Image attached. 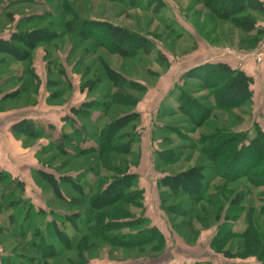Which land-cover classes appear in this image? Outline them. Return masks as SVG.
Returning <instances> with one entry per match:
<instances>
[{
    "label": "rangeland",
    "instance_id": "rangeland-1",
    "mask_svg": "<svg viewBox=\"0 0 264 264\" xmlns=\"http://www.w3.org/2000/svg\"><path fill=\"white\" fill-rule=\"evenodd\" d=\"M12 1H25L15 4L19 5L17 7L11 5L22 14L17 23L20 29L48 25L60 33L54 39L56 46L45 44L49 48L47 57L53 61V73L48 74L47 88L59 91L54 95L60 97L50 101L57 106L45 109L50 113H41V116L35 113V124L49 133L35 155L34 163L40 169L53 172L55 176L74 175L72 177L84 190H97L101 183L107 181L109 174H105L104 169L97 168V175L82 171L92 154L73 158L58 152L59 126L56 125L59 124L54 122L55 128L47 127L48 120L59 121L58 114L69 115L71 106L95 97L96 107H93L90 119L79 117L72 125L63 124V131L71 136L74 135L72 128L81 129L84 133L80 139L73 137L74 143L65 146L67 151H78L79 147L95 144L94 135L108 121L128 113L129 118H134L132 112L137 111L136 119H130L126 126L118 128L116 135H126L115 141L120 146L128 138L132 139L126 158L130 171L136 174L134 186L138 187L140 182V185L150 188L162 175L202 164L205 168V193L202 200L192 205L186 197H171L167 189L158 187L161 191L159 198L152 203L148 197L144 208L120 202L136 215L143 211L148 225H155L164 235V243L153 239L140 247H126L122 246V237L114 236V245H108L101 238H93L86 243L88 246L81 241L79 234L84 228L88 229V207L80 202V198H75V190L69 189L67 183L60 184L64 178L58 181L62 198L35 171H21L16 178L26 182L8 176L0 181V264H264V184L252 185L245 177L225 181L215 172L214 163L201 153L199 144L202 134L241 131L250 138L256 133L255 126L264 131V90L254 104L219 110L211 98V89L205 86L206 80L194 76L199 71L196 67L209 57L212 49L209 45L235 43L233 38L237 33L238 37L239 32L235 33L232 23L218 16L203 0H0V10L2 4ZM74 13L80 18L109 22L135 32L143 36L144 47L126 57L100 46L95 38H81L74 28V31L67 30L63 25L67 21L71 26L79 27L73 20ZM42 14L48 15V20L44 15L40 16ZM247 35L243 33L244 39H248ZM99 57L131 82L123 86L110 83ZM23 65L16 62L11 69L21 71ZM58 65L62 72H59ZM36 67L41 71L39 65ZM120 80L115 77V82ZM138 83L144 86L143 90H138ZM35 84L31 85L28 96L22 98V106L33 100L30 93ZM15 85L22 88V80L10 81L8 86ZM254 85L264 89V77H256ZM82 92H85L84 97ZM113 93L139 96V100L135 106H120L110 102ZM184 93L196 101L191 108L195 119L200 120L203 113L207 115L201 124L189 121L185 114L180 113L178 96ZM200 105H205L206 109L196 110ZM34 141L25 137L23 144L29 145ZM59 142L62 143L63 139ZM160 149L168 161H176L156 164L159 161H155V152ZM249 157L242 153L229 155L227 158L233 163L224 168L227 177L233 176V169L237 168L238 172L243 168ZM261 159L263 165L264 152ZM113 163L117 161L113 160ZM20 167L23 169V164ZM260 177L264 178L263 175ZM16 181H20L18 185ZM153 191L150 188L149 194ZM213 196L218 197L221 205L207 202ZM68 198L77 199V203L69 204L66 202ZM162 205H174L177 212L185 208L188 213L174 214L162 209ZM37 210L39 212L36 213ZM216 210L221 215L220 219L210 217L207 219L209 225L202 227L200 222L205 213ZM77 211L80 216H77ZM64 217L71 218L72 223ZM249 228V234H242ZM62 229V235L68 237L66 242L63 236L55 235ZM123 229L109 233L118 235ZM41 233L42 243L33 246L31 240H37ZM86 233L90 234L88 230ZM59 237L63 243H59ZM42 244L46 246L42 247Z\"/></svg>",
    "mask_w": 264,
    "mask_h": 264
},
{
    "label": "trees",
    "instance_id": "trees-1",
    "mask_svg": "<svg viewBox=\"0 0 264 264\" xmlns=\"http://www.w3.org/2000/svg\"><path fill=\"white\" fill-rule=\"evenodd\" d=\"M23 2L25 1L7 2L5 5L2 4L3 8L1 10L10 5L22 4ZM203 2H205L210 8L214 9L218 16L229 20L232 25L238 28L241 32H246V34L252 32V38L254 39L255 36L258 37L261 34L262 30L257 25V18L251 13L253 10L264 12V5L260 0H203ZM43 15L44 14L40 16ZM6 16L9 19H12L10 13L6 12ZM33 16L37 17V15ZM43 17L48 20V15H44ZM73 18L74 22H78L79 27H74V25L71 26L70 22L65 21L63 24L65 29H72L71 31H74L75 29L77 34H79L78 36L81 38H95V41L107 50L130 57V55H134L138 49L144 47L145 42L143 36L136 34L135 32L131 33L123 27L113 25L109 22L80 18L75 13L73 14ZM15 27L16 28L9 33L8 37H0V72L3 67H9L13 61H23L25 64L21 68V71L15 72L13 70L14 72L11 74L12 76L7 77L13 80L15 76L14 73H16L18 78H22V88L17 87L9 92H2V90H0V100L17 98L23 94L29 86H31L32 80L35 78L34 69L31 65L32 50L40 45L43 46L48 55L49 48L45 44L52 43L53 46H56L54 39L60 36V33L53 31L54 29L50 28L48 25L31 29H20L18 24ZM50 61L48 63H50ZM99 61L108 77V81L113 85L123 86L131 82L127 78L125 79L121 73L112 68L102 57H99ZM196 68L199 71L194 73V76H199L202 80H206L207 83L205 86L211 89V98L213 99L215 108L219 110H227L251 102L252 92L250 89V83L252 77L244 70L233 68L229 64L223 62H205L198 65ZM115 77H118L121 80L115 82ZM11 79L0 80V87ZM136 87H138V90H143L144 88V86L139 83ZM132 96L131 94L123 95L121 93L118 95L113 93L110 95V102L120 106H135L139 100V96ZM130 99H132V101H130ZM94 101L96 102L95 97H91L90 99L83 101L81 104L71 107V114L64 117L65 122L72 125L71 123L79 119V117L90 119L92 110L94 109L93 107H96ZM178 101L179 104L177 103V106L179 107L180 113L185 114L189 121H196L197 124H201L207 118L206 114L203 115L204 113L201 115L199 114L201 116L200 120L194 118V111L191 108H194L196 101L189 97L188 93L178 96ZM106 106L104 107L105 109L107 108ZM197 108L206 109L205 105L197 106L195 109L198 110ZM132 114L135 119L138 117L137 111H133ZM129 116L130 114L128 113L115 119L117 121H108L100 129L99 133H97L98 135H94L95 144L79 147L78 151H67L65 146L71 145L73 137L77 136L79 139L80 136L83 137L84 133L82 130L72 128L71 130L74 129V135L71 136L70 133L63 131L65 125H62L61 128L58 129L59 135L58 139H56V141H58L56 148L58 152L62 151L63 155L72 156L73 158H80L81 156L92 154V156L88 158V164L82 167V171L93 172L97 175L98 173L96 169L101 168L104 169L105 174H109L107 181L101 183L97 190L81 189V185H79L80 183L72 177L74 175L63 176L58 174L55 176L53 172H47L40 168L35 170L37 176H39L43 182L48 183L55 194L61 197L62 194L58 181L63 180L64 178L63 183L60 184L64 185L67 183V187L72 190L74 189L77 193L75 198H80V202L87 205L88 209L86 210V214L88 213L89 217H87L86 223H88V229L84 228L81 231L82 233L79 231L81 241L85 244L88 243L90 239L101 238V240L105 241L108 245H114L116 244L114 236L122 237V246L126 247H140L143 246L146 241H151L153 239L164 243V235L155 225H148V219L143 214V211L139 215H136L134 212L123 207L120 203H134L143 208V191L134 186L136 174L130 171V163L126 158V155L130 153L131 150L132 139L128 138L126 141H123L120 146L115 142L126 135V133H121L120 135L116 134L119 127L122 128L126 126L130 119H134L129 118ZM117 124H119L118 127H116ZM14 127L18 133L30 137L31 139L36 140L41 137L47 138L49 136V133L38 127V125L30 119H22L18 121ZM47 127L52 129L55 128V125L47 123ZM223 130L224 128H221V131ZM255 131V135L250 138H247V134L242 133L241 131L234 133L220 132L208 136L202 134L199 139L200 151L207 159L214 163L215 172L225 181L228 182L230 178L236 179L239 177H245L252 185H262L264 184V178L261 179L260 175L264 176V164L261 165L262 153L264 152V131L258 126H255ZM60 139H63L62 143L59 142ZM59 147H61V149H58ZM162 151L163 150L160 149L155 152L157 156L155 157V161H159L156 162V164H160V162L162 164L164 162V164H172L176 161L173 159L168 161L167 157L162 155ZM237 153H242L244 156L248 155V157L250 156L249 160L238 172L237 168L233 169L234 174L232 177H227L224 168L230 167L233 163V161L227 157ZM113 160L117 161V163H113ZM204 169V165L198 164L184 171L162 175L157 179V186L161 189H167L169 192L168 195L171 197H186L193 205L202 200V196L205 193ZM77 174H80V171L76 173V176ZM7 176L8 174L0 170V181ZM16 182L18 185L20 181ZM217 198L218 197L213 196V199L211 197L207 202L214 205L220 202ZM76 200L77 199L74 198H68L66 202L75 205L77 203ZM219 204L218 206L221 205ZM218 206L217 208L219 209ZM162 209H166L178 215L188 213L185 208L177 212L174 205H169L167 207L162 205ZM37 212H39V210H37L36 213ZM218 212V210L214 213L206 212L207 214L205 213V216L202 217V221L200 220L201 226H208L207 219L210 217L214 216L215 220H219L221 215ZM77 213V216H80L78 211ZM64 219L67 222L72 223L71 218L67 219L64 217ZM122 228H124V231L118 235H115V233H109L115 229L122 230ZM87 230L90 233H88L89 235H86ZM250 231V228L246 229L242 234H249ZM63 232V229L59 230L55 235L63 236ZM143 234L145 235L143 236L144 238L141 237ZM42 237L43 233L39 234L37 240H31V244L33 246L40 245L42 243ZM63 238H65V242L68 241V237L63 236ZM59 239V243H63L62 238L59 237ZM46 242L47 239L45 244ZM45 246L42 244V247ZM47 247H49V245Z\"/></svg>",
    "mask_w": 264,
    "mask_h": 264
},
{
    "label": "crops",
    "instance_id": "crops-1",
    "mask_svg": "<svg viewBox=\"0 0 264 264\" xmlns=\"http://www.w3.org/2000/svg\"><path fill=\"white\" fill-rule=\"evenodd\" d=\"M264 5V0H260ZM19 5H13V7H17ZM13 7L10 5L6 7V9H3L0 11V37H8L9 33L15 29V26L18 23V19L22 16V14H19L17 10H14ZM26 7V6H25ZM6 12L10 13V17L12 19H9L6 16ZM251 13L254 14L257 18V25L262 30L261 34L257 37L255 36V39L252 38L253 33H247L248 39H244L243 32H241L238 28L234 27L235 33L236 31L239 32V35L233 38L234 42L230 45H224V46H214L211 47L209 45V49L211 51L209 57L205 60V62H223L227 63L233 68H239L244 70L248 75L252 77L251 83H250V89L252 92L251 95V102L250 104L256 103L257 99L260 97V93L264 89H258L255 84V78L262 76L264 77V63L257 64L253 61L251 57V53L256 49V47L260 44V42L264 38V12H257L253 10ZM245 35V34H244ZM212 52V54H211ZM31 65L34 69V75L35 78L32 80L36 84L32 87L31 90H33L30 95L33 96V100L30 102H27L26 105H21L22 98H26L28 96L29 90L31 86H29L23 94H21L19 97L14 99H6V100H0V170L8 174L9 178H16L18 173H21V171H24L25 173L28 172H34L35 170L39 169L40 167L34 163L35 155L38 153L39 145L43 140L46 138H38L34 141V143H31L29 145L23 144V139H25V135L18 133L15 129V124L22 120V119H30L33 120L35 123V113L36 116L40 115L41 113L48 112L45 109L46 108H52L57 107L56 104L50 103V101H53V99H58L60 96L54 95L58 94L59 91H49L47 88V83L49 82L48 74L51 73V64L52 61L47 57V51L43 48V46H37L35 47L31 52ZM50 61V63H48ZM23 61H13L9 65L6 70H1L0 72V80L4 79H11L7 77H11L12 73L14 72L11 69V66L16 63ZM204 62V63H205ZM25 64V63H24ZM46 64V66H45ZM37 65L40 66L41 71L37 70ZM59 66V72H62L60 70ZM62 69V68H61ZM16 72V71H15ZM14 79L9 80L5 82L1 87L0 90L2 92H9L17 86L9 87L10 81H16L18 78V75L14 73ZM263 79V78H261ZM261 83H263V80H261ZM31 84V85H32ZM57 90V89H56ZM83 97L85 96V92H82ZM25 96V97H24ZM35 96V98H34ZM25 103V102H24ZM72 107V106H71ZM70 110V108H69ZM54 110H52L53 112ZM50 113V111L48 112ZM21 114V116H19ZM70 115V114H69ZM66 114H58L59 121H47V123H52L55 125L54 122H58L59 129L61 126L65 123L64 117ZM37 161V160H36ZM23 164V169L20 167ZM139 178V177H138ZM22 181L26 182V180L22 178ZM16 178V180H18ZM138 188H140L143 192V208L145 207V200H148V197L150 202L152 203L156 202V198L158 199L160 190L157 186V180L154 181L150 186V188L154 191L152 194H149L150 188L146 187L145 185H140V182H138ZM162 190V189H161ZM156 194V196L154 195ZM151 203V204H152Z\"/></svg>",
    "mask_w": 264,
    "mask_h": 264
},
{
    "label": "built area",
    "instance_id": "built-area-1",
    "mask_svg": "<svg viewBox=\"0 0 264 264\" xmlns=\"http://www.w3.org/2000/svg\"><path fill=\"white\" fill-rule=\"evenodd\" d=\"M251 57L253 61L257 64L264 63V38L256 47V49H254V51L251 53Z\"/></svg>",
    "mask_w": 264,
    "mask_h": 264
}]
</instances>
